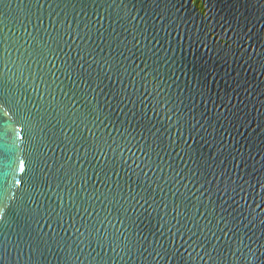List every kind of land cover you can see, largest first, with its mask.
Here are the masks:
<instances>
[{
  "label": "water",
  "instance_id": "obj_1",
  "mask_svg": "<svg viewBox=\"0 0 264 264\" xmlns=\"http://www.w3.org/2000/svg\"><path fill=\"white\" fill-rule=\"evenodd\" d=\"M5 105L0 264H264V0H0Z\"/></svg>",
  "mask_w": 264,
  "mask_h": 264
},
{
  "label": "snow or ice",
  "instance_id": "obj_2",
  "mask_svg": "<svg viewBox=\"0 0 264 264\" xmlns=\"http://www.w3.org/2000/svg\"><path fill=\"white\" fill-rule=\"evenodd\" d=\"M201 10L203 11L202 6H201ZM2 107H7V106L6 105L0 106V108ZM8 111H12V110L9 109ZM15 115H17V120L21 121L22 135L20 136V139L24 140L27 138L28 135L26 125L22 123L23 120L22 117H20L18 114ZM10 118L11 117L8 116L7 112H3L2 110H0V120L10 119ZM6 137H7V129L6 128L0 129V141H3ZM0 166L6 169V171L3 173L5 183H7L9 174H15L17 171H19L20 173H25L27 170L26 162L20 159L19 157L15 156L11 151L7 150V148H5V150L3 151H0ZM21 181L22 178L20 180H17L16 182L19 183ZM3 213H4V208H0V218H2Z\"/></svg>",
  "mask_w": 264,
  "mask_h": 264
}]
</instances>
